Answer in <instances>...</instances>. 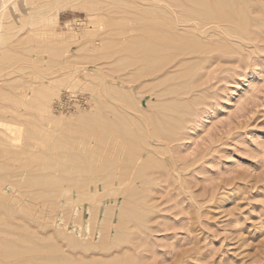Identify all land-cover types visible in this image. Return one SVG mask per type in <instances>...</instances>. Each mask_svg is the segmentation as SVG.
I'll use <instances>...</instances> for the list:
<instances>
[{
    "label": "rangeland",
    "instance_id": "374dc122",
    "mask_svg": "<svg viewBox=\"0 0 264 264\" xmlns=\"http://www.w3.org/2000/svg\"><path fill=\"white\" fill-rule=\"evenodd\" d=\"M226 1H13L0 106L35 80L37 139L30 150L23 134L21 159L37 160L21 164L15 220L5 199L4 241L48 264H264V0Z\"/></svg>",
    "mask_w": 264,
    "mask_h": 264
},
{
    "label": "bare ground",
    "instance_id": "6f19581e",
    "mask_svg": "<svg viewBox=\"0 0 264 264\" xmlns=\"http://www.w3.org/2000/svg\"><path fill=\"white\" fill-rule=\"evenodd\" d=\"M13 1L14 0H0V29L1 28H3L4 27V19L6 18V15H7V12H8V7L10 6V9L12 8V5H13ZM212 1V0H211ZM224 2V1H223ZM227 2V1H226ZM230 1L228 0V2L227 3H229ZM211 3H213L214 4V2H211ZM21 4H22V2H21ZM25 4V3H24ZM212 4V5H213ZM26 5V4H25ZM220 5H221V3H220ZM214 6H216V4H214ZM213 6V7H214ZM222 7L224 6V5H221ZM227 6V5H226ZM231 7H233V6H231ZM201 8V7H200ZM219 8V7H218ZM224 8V7H223ZM226 8V7H225ZM198 10H199V8H197ZM216 9V8H215ZM175 10V9H174ZM222 10V9H221ZM214 10H212L211 12H213ZM217 11V10H216ZM203 12V11H202ZM209 12V11H208ZM218 12V11H217ZM216 12V13H217ZM210 13V12H209ZM201 15V14H200ZM206 15V14H205ZM216 15H218V13L216 14ZM236 15H237V12H236ZM221 16V15H220ZM240 17V15L238 14L237 15V17ZM215 17V16H214ZM230 19V18H229ZM218 20H219V18H218ZM225 20H226V18H225ZM124 21H126V19H124ZM177 21V20H176ZM197 21V20H196ZM224 21V20H223ZM222 22V21H221ZM226 22V21H225ZM129 23V22H128ZM195 23V22H194ZM127 24V23H126ZM125 24V25H126ZM130 24H132V23H130ZM129 24V25H130ZM147 24V23H146ZM201 25V24H200ZM203 25V24H202ZM145 26V25H144ZM154 26V25H153ZM173 26V25H172ZM187 26V25H186ZM130 27V26H129ZM134 27H136V24H135V26ZM139 27H141L142 28V26H139ZM195 27V26H194ZM201 27H203V26H201ZM131 28V27H130ZM181 28V27H180ZM149 29V28H148ZM195 29V28H194ZM121 30V29H120ZM120 30L118 31V32H120ZM133 30V29H132ZM132 30L130 29V31L132 32ZM142 30V29H141ZM182 30V29H181ZM180 30V31H181ZM193 30V29H192ZM143 31V30H142ZM128 32V31H127ZM183 32V31H182ZM195 32H196V30H195ZM129 33V32H128ZM137 33V32H136ZM160 34V33H159ZM180 34V33H179ZM158 35V34H157ZM176 35H178V34H176ZM154 36V35H153ZM161 36H163V35H161ZM122 37V36H121ZM128 37V36H127ZM138 37V36H137ZM164 37V36H163ZM149 38V37H148ZM161 38V37H160ZM167 38V37H166ZM179 38V37H178ZM153 39V38H152ZM155 39V38H154ZM177 39V38H176ZM132 40H134V39H132ZM151 40V39H150ZM159 41H161L160 39H158ZM173 40V39H172ZM122 41V40H121ZM139 41V40H138ZM166 41V40H165ZM168 41V40H167ZM169 41H170V39H169ZM177 41V40H176ZM147 42H148V40H147ZM157 42V41H156ZM158 43V42H157ZM131 44V43H130ZM171 44V43H170ZM187 45V44H186ZM167 46V45H166ZM135 47V46H134ZM161 47H163V46H161ZM114 48H115V46H114ZM137 48V47H136ZM156 48V47H155ZM152 50H153V48H152ZM181 50V49H180ZM150 52V51H149ZM152 53H153V51H151ZM158 52H159V48H158ZM146 53V52H145ZM148 53V52H147ZM142 54H144V51H143V53ZM154 54H156V52L154 53ZM167 55V54H166ZM116 56H119V55H116ZM172 56V55H171ZM161 57H163V56H161ZM166 57V56H165ZM141 59V58H140ZM139 60V59H138ZM144 60H146V58H144ZM143 60V61H144ZM150 60H151V58H150ZM181 60V59H180ZM183 60V59H182ZM147 61V60H146ZM150 62V61H149ZM145 64L147 63V62H144ZM149 64V63H148ZM174 64H176V63H174ZM132 66H134V65H132ZM148 66V65H147ZM166 66V65H165ZM177 66V65H176ZM176 66L174 67V68H176ZM151 67V66H150ZM143 68V67H142ZM152 68V67H151ZM153 69V68H152ZM135 71V70H134ZM153 71V70H152ZM158 71V70H157ZM167 71H169V70H167ZM148 72V71H147ZM151 72V71H150ZM149 72V73H150ZM167 73V72H166ZM164 74V73H163ZM138 77V76H137ZM148 80V79H147ZM135 81V80H134ZM34 82H35V80H34ZM34 82L33 81H31L30 79H29V81H28V83H27V85H25V88L23 89V92H21L20 93V99H13L14 97H12L11 99H13V103L10 105H8V104H6V105H3V106H0V108L2 109V113H0V264H6V259H14V257H16V259H19V261H16L15 263H14V260L12 261V262H9L8 264H48V260L47 259H40L41 257V254L39 255V257L40 258H38V256H35V255H33V256H24V255H26V250L28 249L29 251H31V250H33V247L35 246L34 244H35V240H33L34 241V246L32 247V246H28L27 248H26V246H20V245H17L18 243H15V239H17V238H15V237H17V236H15V237H12V238H15L14 240H12L14 243H12V241L10 242V241H7V239H6V241H4V239H3V237H4V234H6V237L5 238H8V233L10 234L12 231H10V230H12L13 228L9 225V224H14L13 223V220H11V221H9V218L6 216V215H4V213H6L7 212V210H8V207H7V202L5 203V199L7 200V198H9L10 199V201H11V203L12 204H10V202H9V204H10V206H9V211H10V213H9V215H11V217L12 218H14V217H17V212H18V209H19V205H18V200H19V202H21V200L19 199V197L21 196L19 193H20V191H19V185H20V183L22 182L21 181V168H22V166L24 167L25 165H26V167H27V169H28V167H31V166H27V165H30V164H32V162H34L35 160L33 159V156H34V158H36V155H33L32 156V154H30V156H32V157H29L30 159L32 158L33 159V161L31 162V161H29L30 159H27V160H25V163H24V161L21 159V157H23V156H21V155H23L24 154V156L26 155V154H28L29 155V153H21L22 151H21V148H22V144H23V140H22V137H23V134H25L24 136V138H26V136H27V141H24V142H27L26 144H27V147L30 149V150H33V148H34V146H35V141H36V122H37V120H36V116H37V105H36V102L38 101V99H36V95H38L37 93H38V90H37V87H36V85L34 84ZM104 83V82H103ZM133 83V82H132ZM144 90V89H143ZM165 91V90H164ZM163 91V92H164ZM1 92H2V90H1ZM47 92V91H46ZM49 92V91H48ZM47 92V93H48ZM161 92V91H160ZM160 92H158V93H160ZM163 92H161V93H163ZM103 93H104V91H103ZM43 94H45V93H43ZM49 94H50V92H49ZM47 95V94H46ZM1 96V95H0ZM105 96V95H104ZM160 96V95H159ZM3 97V96H2ZM9 97H11V96H9ZM43 97H45L44 95H43ZM49 97V96H48ZM101 97H103V96H101ZM1 98V97H0ZM4 98H6V95H5V97ZM4 98H1V99H4ZM46 98H47V96H46ZM140 98V97H139ZM0 99V100H1ZM8 99V98H7ZM44 99V98H43ZM5 101H6V99H4ZM3 100V101H4ZM37 100V101H36ZM102 100V99H101ZM103 100H105V99H103ZM139 100V99H138ZM11 102H12V100H10ZM9 101V102H10ZM45 101V100H44ZM106 101V100H105ZM4 102H2V104H3ZM6 103H8V102H6ZM128 107H130V106H128ZM102 108V107H101ZM121 109H123V108H121ZM139 109V108H138ZM48 112H49V110H50V108L49 109H46ZM116 110V109H115ZM114 110V111H115ZM126 110V109H125ZM124 110V111H125ZM120 111V110H119ZM127 111V110H126ZM122 112V111H121ZM185 112V111H184ZM175 113V112H174ZM2 114V115H1ZM35 114H36V116H35ZM172 114V113H171ZM100 115V114H99ZM169 115V114H168ZM142 116V115H141ZM180 116V115H179ZM111 117V116H110ZM143 117H145L144 115H143ZM147 117V116H146ZM151 117V116H150ZM115 118V117H114ZM23 119L25 120V121H23ZM101 118L99 117V120H100ZM108 119V118H107ZM111 119V118H110ZM179 119V118H178ZM15 120H20V121H22L24 124H25V126H27V130H26V132H24L23 130H22V128H21V122H18V126H16L15 125V123H14V121ZM98 120V121H99ZM106 120V119H105ZM109 120V119H108ZM112 120V119H111ZM136 119H134V121H135ZM154 119L152 118V121H153ZM131 121H133V120H131ZM148 121V120H147ZM176 121V120H175ZM101 122V121H100ZM106 122V121H105ZM107 122H109V124H110V122L111 121H107ZM113 122V121H112ZM176 122H179V120L178 121H176ZM125 123H126V120H125ZM132 123V122H131ZM153 123V122H152ZM175 123V122H174ZM98 125L100 124L99 122L97 123ZM102 124V123H101ZM109 124H107V125H109ZM141 124H142V122H141ZM155 124V123H154ZM179 124V123H178ZM131 125V124H130ZM134 125H135V123H134ZM152 125V124H151ZM169 124H167V126H168ZM105 126H106V123H105ZM159 126V125H158ZM109 127V126H108ZM143 127V126H142ZM153 127V126H152ZM156 127V126H155ZM170 127H172V126H170ZM105 128V127H104ZM111 128H112V126H111ZM144 128V127H143ZM99 129V128H98ZM114 129V128H113ZM152 129H154V127L152 128ZM172 129V128H171ZM174 129V128H173ZM101 130V129H100ZM99 130V133L101 132ZM107 130V129H106ZM108 130H109V128H108ZM144 130V129H143ZM167 129H165V131H166ZM111 131H112V129H111ZM150 131V130H149ZM172 131V130H171ZM109 132V131H108ZM107 132V133H108ZM112 132H115L114 130L112 131ZM117 132V131H116ZM120 132V131H119ZM155 132V131H154ZM146 133V132H145ZM151 134H152V132H150ZM161 133H163V132H161ZM101 134V133H100ZM104 134L106 135V133L104 132ZM111 135V133L109 132L107 135ZM165 134V133H164ZM99 135V134H98ZM107 135H106V137L105 138H107ZM146 135V134H145ZM156 135V134H155ZM36 136V137H35ZM101 137H104L103 135H100ZM113 136H115V133H113V135H112V137ZM157 136V135H156ZM165 136H166V134H165ZM175 135H173V137H174ZM145 137V136H144ZM117 139H118V137H116ZM115 137H113V139L112 140H114V139H116ZM159 138H160V136H159ZM164 138V137H163ZM163 138H161V139H163ZM166 138V137H165ZM171 138H172V136H171ZM111 139H110V137H109V140L111 141ZM101 140H104L103 138L101 139ZM127 140V139H126ZM125 140V141H126ZM149 140V139H148ZM167 140H168V137H167ZM115 141V140H114ZM118 141V140H117ZM102 142H104V143H108V139H107V141L105 140V141H102ZM116 142V141H115ZM121 142V141H120ZM123 142V141H122ZM142 142V141H141ZM104 143H102L101 145H103ZM106 143V144H107ZM114 143V142H113ZM117 143V142H116ZM116 143H114L115 145H116ZM147 143V142H146ZM109 144H111L112 145V147H114V145L110 142V143H108L107 144V146L109 147ZM159 144V143H158ZM99 145V144H98ZM110 145V146H111ZM125 144H124V142H123V146H124ZM148 145V144H147ZM104 146H106L105 144H104ZM121 146H122V144H121ZM122 146V147H123ZM121 147V148H122ZM143 147V146H142ZM142 147H140V148H142ZM160 147V146H159ZM27 148V149H28ZM98 148H99V146H98ZM106 148V147H105ZM110 148V147H109ZM108 148V149H109ZM120 148V149H121ZM139 148V149H140ZM148 148V147H147ZM152 148H154V147H152ZM28 149V150H29ZM111 149V148H110ZM112 149H114V148H112ZM111 149V150H112ZM124 149H126V148H124ZM146 149V148H145ZM150 149V148H149ZM155 149V148H154ZM158 149V148H157ZM156 149V150H157ZM27 150V151H28ZM101 150V149H100ZM104 150H107V149H104ZM123 150V149H122ZM137 150V149H136ZM152 150V149H151ZM102 151V150H101ZM158 151H161V150H158ZM26 152V151H25ZM109 152H110V150H109ZM135 152V151H134ZM142 152V151H141ZM98 153H99V151H98ZM100 153H102V152H100ZM112 153H113V151H112ZM111 153V154H112ZM121 153H123V151L121 152ZM120 153V154H121ZM127 153V152H126ZM131 153H133V152H131ZM164 153V152H163ZM80 153H78V155H79ZM119 154V153H118ZM120 154H119V156H120ZM140 154V153H139ZM77 155V156H78ZM101 155H103V154H101ZM109 155H110V153H109ZM150 156H152L151 154H149ZM107 156V155H106ZM112 156V155H111ZM117 156V155H116ZM118 156V160H121V159H119L120 157ZM123 156H125V155H121V157L123 158ZM146 156V155H145ZM25 157H27V155L25 156ZM82 157V156H81ZM83 157H85V155L83 156ZM103 157H105V156H103ZM110 156H108V157H106V158H109ZM137 157H139L138 155H137ZM79 158H80V156H79ZM111 158V157H110ZM128 158L130 159V156H128ZM154 158V157H153ZM24 159H26V158H24ZM31 159V160H32ZM98 159L99 160H101L102 158H99L98 157ZM123 159H125V158H123ZM20 160H22L23 162H21L20 163ZM36 160H37V158H36ZM104 160V159H103ZM126 160L127 159H125V163L127 164L128 163V161L126 162ZM136 160H138V158L136 159ZM141 160V159H140ZM98 161V160H97ZM96 161V162H97ZM113 161H115V160H113ZM133 161V160H132ZM26 162H30V164H28V163H26ZM75 162H76V160H75ZM79 162V161H78ZM106 162H108V161H106ZM119 162V161H118ZM117 162V163H118ZM123 162V164L126 166V164ZM156 162V161H155ZM24 163V165H22L21 166V164H23ZM35 163H36V161L34 162V166H35ZM144 163V162H143ZM97 164H98V162H97ZM102 164L104 165L105 163L104 162H102ZM101 164V165H102ZM109 164V163H108ZM110 164H112L111 162H110ZM121 164V163H120ZM130 163H128V165H129ZM137 164V163H136ZM151 164V163H150ZM159 164V163H158ZM76 165V164H75ZM74 165V166H75ZM80 165H81V163H80ZM79 165V166H80ZM102 165V166H103ZM106 165V164H105ZM124 165H122V168H123V166ZM127 165V168L125 167L124 168V170L126 169H128V174H131L132 175V173H135V172H133V170H132V168H131V164L128 166ZM133 165V164H132ZM152 165V164H151ZM156 165V164H155ZM33 166V165H32ZM70 166H72V165H70ZM77 166H78V164H77ZM96 166V165H95ZM107 166H109V165H107ZM117 166V165H116ZM119 166V165H118ZM135 163H134V168H135ZM150 166V165H149ZM25 167V168H26ZM67 167H69V166H67ZM98 167V166H97ZM111 167V166H110ZM113 167V166H112ZM131 168V170L129 169V168ZM158 167V166H157ZM34 168V167H33ZM103 168V167H102ZM142 168H144V167H142ZM23 169V168H22ZM27 169H25V170H27ZM30 170H27V171H31V169L32 168H29ZM68 169V168H67ZM77 169V168H76ZM88 169V168H87ZM91 169H92V167H91ZM99 169V168H98ZM106 169V168H105ZM118 169H120V171H121V168H119L118 167ZM33 170V169H32ZM79 170H80V168H79ZM82 171H83V169H81ZM80 170V171H81ZM95 170H97V169H95ZM94 170V171H95ZM108 170V169H107ZM110 170H111V168H110ZM129 170H130V172H129ZM142 170V169H141ZM34 171H35V169H34ZM39 171V170H38ZM38 171H37V173H38ZM78 171V170H77ZM105 171V170H104ZM113 171V170H112ZM115 171V170H114ZM113 171V172H114ZM145 171V170H144ZM106 172V171H105ZM108 172V171H107ZM88 173V172H87ZM97 173H100L99 171L97 172ZM109 173V172H108ZM117 173H118V171H117ZM122 173H124L123 171H122ZM147 173V172H146ZM41 174V173H40ZM71 174H73V173H71ZM75 174H76V172H75ZM127 174V175H128ZM28 175V174H27ZM74 175V174H73ZM114 175H115V172H114ZM114 175H113V177H114ZM126 175V176H127ZM136 175V174H135ZM145 175V174H144ZM33 175H31V177H32ZM35 176V175H34ZM81 176H82V174H81ZM107 176V175H106ZM117 176V175H116ZM119 176L120 177H122L120 174H119ZM132 176H134V175H132ZM132 176H129V177H132ZM23 177V176H22ZM26 176L24 175V178H25ZM98 177V176H97ZM112 176H111V178L112 179H116L117 180V178L116 177H114L113 178ZM120 177H119V179H120ZM128 177V178H129ZM34 178H36V176L34 177ZM46 177H44V179H45ZM75 178V177H74ZM124 178V177H123ZM127 178V177H126ZM137 178V177H136ZM139 178V177H138ZM26 179H27V177H26ZM31 179V181H33L32 180V178H30ZM29 179V180H30ZM38 179H40V178H38ZM42 179V178H41ZM79 179H80V177H79ZM83 179V178H82ZM37 180V179H36ZM43 180V179H42ZM100 179H98V181H99ZM109 181H106L105 180V184H106V182H109V186H108V188H110L111 186H110V182L112 181V180H110V178L108 179ZM124 180V179H123ZM135 180V179H134ZM31 181H27L26 182V180L25 181H23V184L25 185V183H27V185H28V182H29V184L30 183H32ZM40 181V180H39ZM44 181V180H43ZM77 181V180H76ZM75 181V182H76ZM80 180H78V182H79ZM120 181V180H119ZM122 181V180H121ZM129 181H130V178H129ZM42 182V181H41ZM48 182H52V181H50V179H49V181ZM87 182H89V180L87 179ZM86 182V183H87ZM90 182H92V180L90 181ZM94 182H96L97 183V178H96V180L94 181ZM101 183L103 182L104 183V181L102 180V181H100ZM125 182H127L126 180H125ZM125 182L123 181V183L125 184ZM132 182V181H131ZM45 183V182H44ZM84 183V182H83ZM95 183V184H96ZM123 183H121V185L123 184ZM37 184V183H36ZM88 184V183H87ZM119 184V183H118ZM129 184H131V183H127V185H129ZM132 184H134V183H132ZM27 185H25L26 187H24L26 190H27ZM33 185V184H32ZM38 185V184H37ZM45 185V184H44ZM78 184H76V186H77ZM83 185V184H82ZM84 185H85V183H84ZM107 185V184H106ZM105 185V186H106ZM120 185V186H121ZM127 185H126V188H127ZM31 186V185H30ZM39 186V185H38ZM48 186V185H47ZM85 186H87V185H85ZM117 186V185H116ZM125 186V185H124ZM95 187V186H94ZM107 187V186H106ZM123 187V186H122ZM30 188V187H29ZM43 188V187H42ZM45 188H47V187H45ZM86 188V187H85ZM105 187H103V189H104ZM111 188H114L113 187V185H112V187ZM110 188V189H111ZM118 188V187H117ZM116 188V189H117ZM120 188V187H119ZM123 188H125V187H123ZM122 188V189H123ZM128 188H129V186H128ZM134 188V187H133ZM71 189V188H70ZM69 189V190H70ZM84 189V188H83ZM106 189V188H105ZM110 189H108V190H110ZM115 189V190H116ZM121 189V188H120ZM122 189H121V191H122ZM51 190V189H50ZM88 190V189H87ZM101 190H102V187H101ZM115 190L114 191H109V192H113V193H115ZM126 190V189H125ZM44 191V190H43ZM42 191V192H43ZM79 191V190H78ZM80 191H81V189H80ZM84 191H86V189H84L83 190V192ZM95 191H96V187H95ZM120 191V190H119ZM139 191V190H138ZM25 192H27V191H25ZM41 192V191H40ZM52 192V191H51ZM101 192V191H100ZM100 192H98V193H100ZM104 192H106V190L104 191ZM116 192H117V190H116ZM125 192V191H124ZM70 193V192H69ZM85 194H88L87 192H84ZM102 193H103V190H102ZM112 193V194H113ZM24 194V193H23ZM26 194V193H25ZM24 194V195H25ZM29 194V193H28ZM91 193H89L88 195H90ZM97 194V193H96ZM117 194H118V192H117ZM20 195V196H19ZM23 195V196H24ZM53 195V194H52ZM100 196H102V195H100ZM100 196H96V199H97V197H100ZM108 196H110V195H108ZM115 195H113V197H114ZM27 197V196H26ZM25 197V198H26ZM35 197H36V195H35ZM79 197H81V196H79ZM84 197V196H83ZM24 198V197H23ZM28 198V197H27ZM34 198V197H33ZM77 198H78V195H77ZM88 198H89V196H88ZM91 198V197H90ZM102 198V197H101ZM8 199V200H9ZM34 199H36V198H34ZM69 199H70V197H69ZM86 199H87V197H86ZM93 199L95 200V198H94V196H93ZM92 199V200H93ZM100 199V198H99ZM39 200V199H38ZM42 200V199H41ZM85 200V199H84ZM93 200V201H94ZM32 201V200H31ZM47 201V200H46ZM52 201V200H51ZM81 201H82V199H81ZM80 201V202H81ZM91 201V200H90ZM97 201V200H96ZM44 202V201H43ZM42 201H41V204L43 203ZM66 202V201H65ZM70 202V201H69ZM76 202V201H75ZM53 203V202H52ZM77 203H78V201H77ZM115 202H113V205H115L114 204ZM37 204V203H36ZM35 204V205H36ZM40 204V205H41ZM48 204V203H47ZM107 204V203H106ZM50 205H51V203H50ZM73 205V204H72ZM71 205V206H72ZM36 206H38V204L36 205ZM48 206V205H47ZM42 207V206H41ZM87 207V206H86ZM114 207V206H113ZM26 208V207H25ZM48 208V207H47ZM80 209V208H79ZM76 210V209H75ZM81 210V209H80ZM30 211V210H29ZM34 212H35V210H34ZM33 212V213H34ZM70 212V211H69ZM73 213V212H72ZM36 214V213H35ZM71 214V213H70ZM69 214V215H70ZM80 214H81V212H80ZM22 215V214H21ZM126 215H127V213H126ZM7 218H6V217ZM18 216H20V215H18ZM75 216V215H74ZM118 216H122V215H119V212H118ZM128 216V215H127ZM127 216L125 217V218H127ZM41 217H43V216H41ZM70 217V216H69ZM26 218V217H25ZM29 218H32V216L31 217H29ZM34 219H35V217H33ZM33 218H32V220L30 221V222H28L29 224H31V222L33 221ZM80 219H81V215H80V217H79ZM122 218H123V216H122ZM125 218H124V220H125ZM17 219H21V218H17ZM79 219V220H80ZM134 219V218H133ZM14 220H15V218H14ZM22 220V222H23V220H25V219H21ZM78 220V219H77ZM124 220H123V222H124ZM128 220V219H127ZM28 221V219L26 220V222ZM67 221V220H66ZM121 221V220H120ZM15 222V221H14ZM18 222V221H17ZM21 222V223H22ZM79 222V221H78ZM126 222V221H125ZM20 223V222H19ZM130 223V222H129ZM27 224V223H26ZM120 224H122V223H120ZM9 226V227H11L12 229H10V230H7L6 229V227L7 226ZM18 225V227L17 228H19V224H17ZM43 225V224H42ZM73 225L74 226H79L80 225V223H79V225H77V224H74L73 223ZM84 225H85V223H84ZM83 225V226H84ZM15 226V225H14ZM121 226V225H120ZM29 228H30V226H28ZM67 227V226H66ZM80 227V226H79ZM68 228V227H67ZM74 228V227H73ZM78 227H76L75 229H77ZM84 228V227H83ZM23 229V228H22ZM21 229V230H22ZM69 229V228H68ZM79 229V228H78ZM77 229V230H78ZM80 230V229H79ZM29 231V230H28ZM28 231H27V233H28ZM71 231V230H70ZM73 231V230H72ZM92 231H94V230H92ZM15 232V231H14ZM21 231H19V232H17V233H20ZM75 232V231H74ZM79 232V231H78ZM87 232V230L85 231V233ZM13 233V232H12ZM17 233H16V235H17ZM24 233H25V231H24ZM27 233H25V234H27ZM70 233V232H69ZM88 234V233H87ZM19 235V234H18ZM28 235V234H27ZM71 235V234H70ZM68 236L69 238H67V240L69 241V242H71L72 243V239L73 238H70L71 236ZM77 236H78V233L76 234ZM89 235H90V233H89ZM9 236H14V233H13V235H9ZM23 236V235H22ZM21 236V237H22ZM26 236V235H25ZM80 237V236H79ZM78 237V238H79ZM24 238V237H23ZM82 238V237H81ZM25 239V238H24ZM23 239V240H24ZM27 239H28V236H27ZM18 241H20V240H18ZM17 240H16V242H18ZM26 241V240H25ZM29 241H31L30 240V238H29ZM29 241H28V243H29ZM32 242V241H31ZM38 242V241H37ZM108 242V241H107ZM22 243H23V241H22ZM21 243V244H22ZM25 243V242H24ZM79 243V242H78ZM20 244V243H19ZM37 244V243H36ZM26 245V244H25ZM80 245V244H79ZM69 246V245H68ZM82 247V246H81ZM94 247V246H93ZM101 247V246H100ZM113 247V246H112ZM129 247V246H128ZM40 248V247H39ZM75 248V247H74ZM91 248V247H90ZM109 248H110V246H109ZM69 249V248H68ZM82 249H84V247L82 248ZM130 249V248H129ZM71 250V249H70ZM98 250V249H97ZM115 250V249H114ZM35 251V250H34ZM76 251V250H75ZM79 250H77V252H78ZM91 251V250H90ZM70 252H72V251H70ZM74 252V251H73ZM82 252V251H81ZM80 252V253H81ZM96 252H98V251H96ZM100 252V251H99ZM68 253V252H67ZM79 253V254H80ZM90 253H92V251L90 252ZM93 253H94V249H93ZM92 253V254H93ZM106 253V252H105ZM43 254V253H42ZM98 254H100V253H98ZM103 254V253H102ZM67 255V254H66ZM81 255V254H80ZM84 255V254H83ZM89 255V253H87V256ZM24 256V257H23ZM86 256V255H85ZM18 257V258H17ZM51 257V256H50ZM42 258H45V256H43ZM77 258V257H76ZM79 258V257H78ZM77 258V259H78ZM111 260V259H110ZM10 261V260H9ZM90 263V262H89ZM93 263H95V262H93ZM74 264H76V262L74 263ZM78 264V263H77ZM91 264V263H90ZM96 264V263H95Z\"/></svg>",
    "mask_w": 264,
    "mask_h": 264
}]
</instances>
